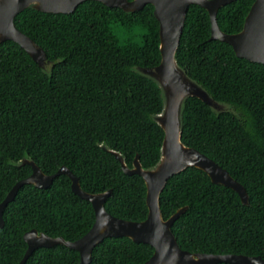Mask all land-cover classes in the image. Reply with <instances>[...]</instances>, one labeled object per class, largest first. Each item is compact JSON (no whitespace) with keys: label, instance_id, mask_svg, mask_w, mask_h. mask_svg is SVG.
Segmentation results:
<instances>
[{"label":"trees","instance_id":"obj_1","mask_svg":"<svg viewBox=\"0 0 264 264\" xmlns=\"http://www.w3.org/2000/svg\"><path fill=\"white\" fill-rule=\"evenodd\" d=\"M254 0L221 7L216 21L226 34L242 30ZM153 7L125 13L87 1L72 14L30 8L14 23L46 53L52 65L40 69L16 43L0 44V202L31 174L33 161L46 175L65 166L90 194L112 190L106 211L122 220L146 219V188L128 176L136 155L144 169L156 165L164 133L153 117L163 109L158 85L136 71L160 62L159 24ZM139 29L137 42L127 37ZM178 65L232 113H215L197 98L182 110L181 141L225 169L248 194V206L231 189L213 184L195 168L171 177L160 195L163 219L188 209L171 231L190 253L235 254L264 261V66L237 58L232 48L210 40L206 10L188 11L176 52ZM65 175L47 189L22 186L4 212L0 264H18L27 246L24 233L76 241L94 223L91 204L71 191ZM153 248L128 238H106L90 264H143ZM78 252L65 246L38 248L25 264H78ZM224 264V263H220Z\"/></svg>","mask_w":264,"mask_h":264},{"label":"water","instance_id":"obj_2","mask_svg":"<svg viewBox=\"0 0 264 264\" xmlns=\"http://www.w3.org/2000/svg\"><path fill=\"white\" fill-rule=\"evenodd\" d=\"M88 0H0V44L12 41L20 46L42 70H47L52 62L47 59L44 50L31 38L15 26V17L25 9L48 14H72L76 7ZM104 4L108 8H119L125 13L140 11L145 5L153 7V14L159 24L160 62L150 68L138 67L136 71L153 80L161 90L163 97L162 112L153 117L154 122L164 133L160 157L156 165L144 169L136 155L131 167L125 163L122 155L116 151L103 149L111 153L121 166L124 174L140 176L146 188L147 217L142 222L118 219L105 209V202L112 190L90 194L84 192L76 178L65 166L53 175L44 174L36 164L23 159L20 166L31 167V174L18 181L0 202V229L4 227L3 212L13 201L19 189L32 185L38 189H47L53 180L65 175L71 182V191L77 197L89 202L94 212L91 229L80 239L70 242L62 237H50L32 229L23 235L27 249L18 264H25L38 248H51L62 245L78 252V264H90L94 248L106 238H128L134 243L149 245L152 256L143 264H264L260 257L235 254L190 253L182 250L172 231L173 223L188 209L182 207L164 220L160 210V195L167 181L186 170L195 168L204 172L213 184L233 190L244 206H248V194L225 169L197 150L187 147L181 141L182 110L188 98H197L215 113H232L231 106L214 100L198 83L193 81L176 61V52L180 43L187 10L191 5L206 10L210 21V40L229 45L237 58L264 66V0H254L242 30L236 34H226L219 28L216 15L221 7L236 0H91Z\"/></svg>","mask_w":264,"mask_h":264},{"label":"flooded vegetation","instance_id":"obj_3","mask_svg":"<svg viewBox=\"0 0 264 264\" xmlns=\"http://www.w3.org/2000/svg\"><path fill=\"white\" fill-rule=\"evenodd\" d=\"M88 1H91V0H88ZM128 1H132V0H128ZM85 2H87V1H85ZM95 2H97V1H95ZM83 3H84V2H83ZM99 3H100V2H99ZM81 4H82V3H81ZM101 4H102V3H101ZM79 5H80V4H79ZM79 5H78V6H79ZM103 5H104V4H103ZM147 5H150V4H147ZM78 6H77V7H78ZM145 6H146V5H145ZM145 6H144V7H145ZM77 7H76V8H77ZM144 7H143V8H144ZM143 8H142V9H143ZM142 9H141V10H142ZM199 9H200V7L195 6V5H191V6L188 7L187 12H188V11H192V12L195 13V12H197ZM202 9H203V8H202ZM75 10H76V9H75ZM141 10H140V11H141ZM54 238H55V237H54Z\"/></svg>","mask_w":264,"mask_h":264},{"label":"clouds","instance_id":"obj_4","mask_svg":"<svg viewBox=\"0 0 264 264\" xmlns=\"http://www.w3.org/2000/svg\"><path fill=\"white\" fill-rule=\"evenodd\" d=\"M139 32V29H132L131 34L127 37L132 42H137V33Z\"/></svg>","mask_w":264,"mask_h":264}]
</instances>
